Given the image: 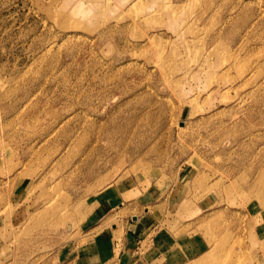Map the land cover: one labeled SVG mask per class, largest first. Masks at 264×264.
<instances>
[{
    "label": "rangeland",
    "instance_id": "374dc122",
    "mask_svg": "<svg viewBox=\"0 0 264 264\" xmlns=\"http://www.w3.org/2000/svg\"><path fill=\"white\" fill-rule=\"evenodd\" d=\"M108 197L264 264V0H0V264H75Z\"/></svg>",
    "mask_w": 264,
    "mask_h": 264
},
{
    "label": "crops",
    "instance_id": "0c3cea01",
    "mask_svg": "<svg viewBox=\"0 0 264 264\" xmlns=\"http://www.w3.org/2000/svg\"><path fill=\"white\" fill-rule=\"evenodd\" d=\"M111 198L81 230L80 241L65 246L64 255L75 264H213L204 234L172 229L171 223L166 224L172 220L168 213L153 209L147 201ZM141 204L143 211L133 210ZM263 214V210L255 213L258 225Z\"/></svg>",
    "mask_w": 264,
    "mask_h": 264
}]
</instances>
